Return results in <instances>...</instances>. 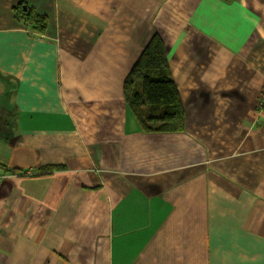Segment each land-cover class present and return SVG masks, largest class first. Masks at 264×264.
I'll return each instance as SVG.
<instances>
[{
    "label": "crops",
    "instance_id": "obj_1",
    "mask_svg": "<svg viewBox=\"0 0 264 264\" xmlns=\"http://www.w3.org/2000/svg\"><path fill=\"white\" fill-rule=\"evenodd\" d=\"M155 33L182 131L123 96ZM263 93L264 0H0V264H264Z\"/></svg>",
    "mask_w": 264,
    "mask_h": 264
},
{
    "label": "trees",
    "instance_id": "obj_2",
    "mask_svg": "<svg viewBox=\"0 0 264 264\" xmlns=\"http://www.w3.org/2000/svg\"><path fill=\"white\" fill-rule=\"evenodd\" d=\"M21 5L16 20L36 36L44 34L47 17ZM123 96L139 129L145 133L182 131L185 113L171 78L164 43L153 34L123 80Z\"/></svg>",
    "mask_w": 264,
    "mask_h": 264
},
{
    "label": "built area",
    "instance_id": "obj_3",
    "mask_svg": "<svg viewBox=\"0 0 264 264\" xmlns=\"http://www.w3.org/2000/svg\"><path fill=\"white\" fill-rule=\"evenodd\" d=\"M257 112H264V93L258 98L256 103Z\"/></svg>",
    "mask_w": 264,
    "mask_h": 264
}]
</instances>
